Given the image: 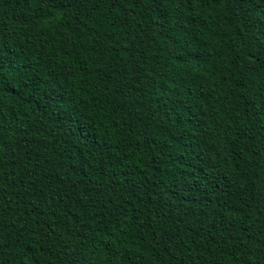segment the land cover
Returning <instances> with one entry per match:
<instances>
[{
    "label": "trees",
    "instance_id": "1",
    "mask_svg": "<svg viewBox=\"0 0 264 264\" xmlns=\"http://www.w3.org/2000/svg\"><path fill=\"white\" fill-rule=\"evenodd\" d=\"M0 264H264V0H0Z\"/></svg>",
    "mask_w": 264,
    "mask_h": 264
}]
</instances>
